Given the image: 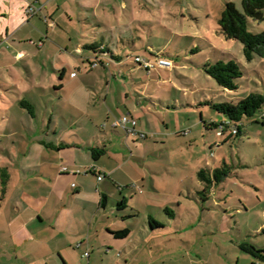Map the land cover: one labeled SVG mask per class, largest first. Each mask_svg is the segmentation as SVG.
<instances>
[{
  "label": "crops",
  "instance_id": "1",
  "mask_svg": "<svg viewBox=\"0 0 264 264\" xmlns=\"http://www.w3.org/2000/svg\"><path fill=\"white\" fill-rule=\"evenodd\" d=\"M33 1L40 9L30 17L26 0H0V119L6 122V133L15 135L22 133L23 127L13 128L7 121L13 113L18 118H28L32 125L30 118L41 115L42 100L54 105L61 102V107L50 115L45 111V119L49 115V121L34 127L39 138L33 137L28 145L13 141L12 148H3L6 154L0 153V174L5 172L0 191V264H156L160 261L165 264V260L154 259L152 255L142 256L143 244L131 237L138 229L152 235L167 226L152 211L158 213L159 209L161 213L174 215L170 204L182 206L181 201L169 200L170 196L183 193L182 180L174 183L169 177L155 174L160 165L157 153L168 147L165 140L168 134L157 117L161 115L162 125L170 129V122L163 116L172 119L175 109L191 106V97L176 82L166 79L157 82L163 81L162 85L170 82L172 89L166 91L172 96H154L151 86L155 83L150 77L155 69L150 73L145 69V76L137 80L135 75L140 72L138 68H143L141 65L136 66L137 72L125 69L121 56L109 48L107 51L113 59L98 55L100 46L96 41L70 49L67 42L72 44L79 31L67 28L63 31L61 27L66 22L64 14L68 15L75 7L82 22L80 35L90 32L123 37L128 32L140 31V23L152 21L157 11L154 5L163 0ZM174 1L166 0V3L172 5ZM205 1L210 6L217 0ZM180 12L181 9L176 14ZM59 21L62 24L58 25ZM62 33L67 38L66 52L56 39ZM86 48L93 53L85 52V59L82 55ZM149 50L152 57L147 59L153 60L157 55L168 58L165 52L155 53L151 46ZM75 51L81 55H74ZM46 56L53 57L51 73L42 71L48 69ZM95 59L99 64L92 65ZM202 90L205 101L200 104L207 105L205 102L209 100L218 103ZM175 91L183 93L175 96ZM23 101L30 104L34 113L25 110ZM66 104L70 110L64 108ZM183 112L185 115L186 111ZM124 115L137 119L139 132L152 131L148 134L154 140L138 142L139 135L111 127L114 119ZM59 119L66 125L58 122ZM27 128L31 134L34 128ZM205 128L208 129L207 125ZM63 166L68 170L63 171ZM91 167L96 170L87 171ZM100 172L105 174L103 180L98 179ZM171 185L173 192L169 196H159L160 192L169 191ZM121 200L125 203L118 206ZM142 200L149 207L147 220L140 212ZM137 215L140 219L144 217L141 226L131 222ZM151 219L163 225L151 226ZM124 228L129 229L126 237L114 234ZM151 241L148 237L147 242ZM252 244L264 249V245ZM222 253L213 249L206 259L198 256L189 264H264V259L246 250L235 257Z\"/></svg>",
  "mask_w": 264,
  "mask_h": 264
},
{
  "label": "rangeland",
  "instance_id": "2",
  "mask_svg": "<svg viewBox=\"0 0 264 264\" xmlns=\"http://www.w3.org/2000/svg\"><path fill=\"white\" fill-rule=\"evenodd\" d=\"M231 1L243 11L241 0ZM205 2V0H175L174 4L168 5L166 0H163L162 3L154 5L153 8L157 11L152 21L140 23V31L128 32L123 37L106 36L103 33L97 35L90 32L80 35L82 22L78 19L75 7L66 16L63 12V19H66L65 25L58 22V25L62 24L63 31L65 28L72 32L79 31L72 39V44L67 42L70 49H74L76 45L92 44L96 41L100 46L97 51L98 55L109 56L113 59L112 54L107 51L108 48L113 50L121 56L125 69L137 72L136 66L139 63L136 62L135 56L139 54L142 58H151L150 46L155 53L165 52L164 56L172 59L174 65L173 67H161L152 72L150 79L155 83L151 86L154 96H172L169 92L172 89L170 82H166L168 85H162L163 81L157 82L159 79H166L173 80V83L176 82L177 87L191 97V106L175 109L172 119L166 115L163 116L167 122H170V129L162 125L161 115L157 117L159 125L168 134V139H165L168 147L160 149L157 153L160 165L155 170V174L158 177H169L174 183L182 180L180 187L183 193L172 195L169 198L170 202L181 201L182 206L177 207V205L170 204L174 215H168L164 211L161 213L159 209H157L158 213L150 211L158 221L167 226L156 230L152 235L146 232L147 230L143 234L137 228L138 231H135L131 237V240H138L141 245L143 244L140 249V253L144 251L142 256L152 255L154 259L165 260V264H189L191 259L196 260L198 256L206 259L213 249L222 250V254L235 257L243 253V247L253 245L252 243L264 245V122L260 119L264 118V105L252 117L245 116L237 123L241 127V133L238 136L234 135L224 141L218 136L217 128H212V122L217 124L226 122L231 126L235 123L230 122L226 116L211 109L208 105L200 104L205 101L202 88L210 98H214L217 102L235 103L251 93L264 96V55L255 54L251 60H248L242 42L226 38L219 29L218 20L224 9L225 1L217 0L213 2L214 5L210 6ZM178 9H181L180 14H176ZM247 27L251 32H263L264 20L258 21L247 17ZM52 29L51 27L50 30ZM68 37L70 38L69 35ZM56 39L65 51L68 46L65 44L67 41L65 34L62 33V36ZM102 44L106 46V50ZM104 50L105 52L102 53L101 51ZM77 52L75 51L74 55L79 54ZM85 52L91 55L93 50L86 48ZM85 55L86 53L82 56L85 57ZM44 60L48 64V69L42 71L51 73L53 57L46 56ZM219 60H235L240 64L243 74L237 79L238 88L236 90L222 88L213 77L206 73L205 64H213ZM94 62L99 64L98 59ZM138 69L140 72L135 75L137 80L143 78L146 72L141 67ZM47 80L50 81V78ZM182 93L175 91L173 95L178 96ZM66 105L67 108H64L70 110L69 105ZM59 107H61V102H55L54 105L53 102L42 100L41 115L30 118L32 125H29L28 118H18L16 113H13L7 121L13 128L17 127L16 125L23 127V132L15 135L6 133V122H1L0 119V131H2L0 132V153L6 154L3 148L9 146L12 148L13 141L28 145L33 137L39 138V133H36L37 129L34 127L43 125L44 120L49 121V115L59 112ZM25 110L29 111L27 107ZM46 110L49 111V115L45 119ZM183 111H186L185 115ZM203 111L204 119H202ZM58 122L62 124V120L59 119ZM180 124L181 127H179ZM62 125H66L64 120ZM206 125L208 129L205 128ZM29 126L34 128L31 134L27 128ZM117 128L126 132L122 127ZM146 132L152 133L149 130ZM147 140L153 141L154 138L148 134V137H140L138 142ZM161 145L162 143L159 144L160 147ZM163 152L164 155H162ZM31 157L34 156L31 155ZM223 165L229 167L230 173L222 182H213L208 185L199 179L197 171L200 168L213 170ZM4 173L0 174V191L3 189ZM160 186H164L163 183ZM144 189L146 190V187ZM172 190L171 185L169 191L160 192L159 196H169ZM139 206L141 215H146L147 220L149 207L144 204L143 200ZM141 219L140 215H137L131 222L141 226L143 224ZM148 237L152 238L150 243L147 242ZM156 264L164 263L160 261Z\"/></svg>",
  "mask_w": 264,
  "mask_h": 264
},
{
  "label": "trees",
  "instance_id": "3",
  "mask_svg": "<svg viewBox=\"0 0 264 264\" xmlns=\"http://www.w3.org/2000/svg\"><path fill=\"white\" fill-rule=\"evenodd\" d=\"M243 11L238 9L233 1H227L224 9L218 20L221 33L228 39H236L242 42L244 53L248 60H251L255 54L264 55V31L255 33L251 32L247 27V17H251L258 21L264 20V0H241ZM137 62V61H136ZM138 63V62H137ZM139 65H141L139 63ZM142 66V65H141ZM205 71L213 77L217 83L224 89L236 90L238 88L237 79L243 74L240 64L235 60L223 61L219 60L215 63L205 64ZM216 112L223 114L230 122L239 123L245 116L252 117L264 105V96L259 93H251L237 102H218L206 101ZM23 106L28 107L33 113L32 107L28 102H22ZM261 121L264 122V118ZM216 129L219 124L212 123ZM241 133V127L238 125L236 133H230L223 140L227 141L234 135L238 136ZM230 173L228 166H220L213 170L209 168H200L197 172L201 181L211 185L213 182H222ZM214 179V181H213ZM124 200L119 201L118 206L124 204ZM151 226H161L154 219L150 220ZM129 229L124 228L114 232L118 237H126ZM244 250L250 252L256 257L264 259L263 250L255 245L243 247Z\"/></svg>",
  "mask_w": 264,
  "mask_h": 264
},
{
  "label": "built area",
  "instance_id": "4",
  "mask_svg": "<svg viewBox=\"0 0 264 264\" xmlns=\"http://www.w3.org/2000/svg\"><path fill=\"white\" fill-rule=\"evenodd\" d=\"M28 3L27 5V14L28 16H33L35 15L38 10L40 9V5L34 2L33 0H26ZM135 60L142 65L144 69H146L149 73L156 69V68H161V67H173L174 63L171 59L162 57L161 55H157L153 60L147 59V58H142L141 56H136ZM92 65H97V62H92ZM76 73H73L72 75H75ZM263 118V117H261ZM137 125V119L134 117H131L130 115H124L121 118H116L111 122V127L117 128V127H122L125 129L127 133H133L136 135H139L140 137L144 138L146 137V133L144 132H139L136 129ZM238 130V125H233L231 126L230 123H220L219 126L217 127V134L220 138L224 139L227 135L230 133L234 134ZM63 171H67L68 168L66 166L62 167ZM95 171L96 168L91 167L87 171ZM77 172H80L79 170ZM105 177V174L100 172L98 174V179L103 180ZM81 245V243L78 244V246ZM85 256H89V252H85Z\"/></svg>",
  "mask_w": 264,
  "mask_h": 264
}]
</instances>
